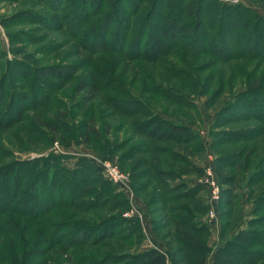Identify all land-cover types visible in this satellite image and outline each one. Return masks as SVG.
Masks as SVG:
<instances>
[{
	"label": "trees",
	"instance_id": "1",
	"mask_svg": "<svg viewBox=\"0 0 264 264\" xmlns=\"http://www.w3.org/2000/svg\"><path fill=\"white\" fill-rule=\"evenodd\" d=\"M52 1L55 2H52V5L56 7L53 10L58 13L62 21L65 14H74V19L68 28L64 24L60 26L67 29V33L75 42L73 46H80V50L87 51L90 56L124 53L123 47L129 37L128 41L133 40L132 45L136 43V47L142 46L138 50L135 48V52L133 48L127 51L131 59L165 65L166 62H170L166 57L170 56L177 63L187 66L185 63H190L189 60L192 58L189 56L210 54L219 61L237 59L257 60L259 63H264V16L242 4H223L218 0ZM254 3L264 10V0H254ZM64 5L68 12L65 9L63 12L60 11L61 6ZM123 25L126 28L128 26L127 32L122 31ZM131 44L128 43V47H131ZM3 56L4 51L0 50V57ZM22 63L17 58L14 61L6 60L4 62L6 69L0 70V131L16 127L27 120L26 112L45 103L48 99L47 91L54 84L47 78L48 73H51L48 70L51 68L40 66L29 76V87L23 86L25 89L31 88L33 94L12 92L29 69L25 65V69H19L18 72L14 70V73L13 69L16 66L19 68ZM8 67L11 70H7ZM73 68L71 64L58 65L51 77L60 80L70 79L71 73H74V70L71 71ZM99 72L104 73L103 70ZM85 74L77 78L74 91L82 92V98L87 102L96 97L102 86H100V78L95 77L93 73ZM113 78L107 81H112ZM189 83L194 89L195 84ZM9 86L12 89L8 90ZM112 86L111 83H105L103 87L113 89L119 95L126 93L131 97L115 82ZM39 90L45 95L41 102L35 95V91ZM153 90L160 91V94L164 93L160 87ZM132 99L130 98L131 102L128 104L130 106L125 102L120 107L108 104L110 107H116L115 109L120 113L133 116V125L142 136L137 144L124 152L126 154L122 155L119 161L123 168L131 167L134 172L133 180L140 178L141 174L146 176L144 182L133 187L137 196L140 197L142 194L140 188L148 187L155 179L160 185L159 194L156 195L161 204L155 206L152 197L144 204L149 212L153 231L163 243L162 248L151 247L139 250L144 235L138 219L123 215L130 208L126 195L113 187L95 162L80 156L75 163L67 166L62 161L63 158H67L63 153H49L45 157L32 159H15L12 158V152L2 145L0 146V244H4V247L0 249V264H18L13 250L21 251L24 248L14 241L23 242L22 229H19V235L17 233L18 226L23 222L24 227L32 226V222L38 221L43 225L34 242L35 247H41L38 251L39 257L44 256L54 247H60L71 264L206 263L211 251L207 245L210 230L206 223L197 220V217H201L207 210V205L199 194L203 186L188 187L184 182L176 185L171 183L175 177L189 170L191 172L202 170L175 146L183 144L186 148L193 144L192 150L196 153L202 152L204 146L197 131L187 122L164 118L161 114H149L148 109L143 110L139 101ZM29 100H32V103H29ZM171 103L189 108L178 101L172 100ZM229 107L234 112L224 114L225 110L221 109L211 128L226 126L244 118H252L264 123L263 80L260 79L257 85H250L236 95L226 109ZM32 125L26 129L21 127L26 141L39 140L37 136L39 133L35 130L37 126L46 128L52 133V139L57 141L55 135L63 123L59 117L50 119L40 114ZM87 126V123L81 122V135L85 141H90L92 137L85 133ZM246 132L237 129L212 132L213 143L231 144L245 141L248 144L258 135L264 134V126H257ZM247 152L245 170L251 167L250 162L258 163L248 181L247 196L252 198L254 186L257 188L264 186V154L260 159L254 160L256 153L254 149L249 147ZM136 155L142 156L137 158L135 164H126V159L136 158ZM231 157L232 155L225 156L224 162L228 161L230 164ZM235 161L237 160L233 163H236ZM224 183L227 186L230 182ZM253 202L252 217L247 221V227L239 229L226 238L227 233L236 226L230 216L237 209V204L233 189L230 186L222 188L218 203V206H221L219 214L227 217V220L220 221V238L223 242L215 250L213 264H264V193L257 195ZM59 207L78 210L81 213L95 207H107L113 212L98 222L75 219L59 221L46 218L50 214H58L59 211L56 210ZM153 209L161 212L165 210L162 218L153 217L152 214L156 212ZM10 216L15 217L16 222ZM163 227L166 228L165 231ZM25 231L30 230L26 228ZM109 239L119 241L114 244V249L108 242ZM123 243L128 245L129 249L121 246ZM45 244L47 247L44 246ZM94 246L103 248L107 252L103 254L99 249H91V253H95V256H90L86 251L82 254L79 252L81 255L76 254V247L90 249ZM35 251L36 249L30 250L24 261L30 259ZM54 251L52 250V253ZM23 253L26 254L27 251ZM28 264H42V262Z\"/></svg>",
	"mask_w": 264,
	"mask_h": 264
},
{
	"label": "rangeland",
	"instance_id": "2",
	"mask_svg": "<svg viewBox=\"0 0 264 264\" xmlns=\"http://www.w3.org/2000/svg\"><path fill=\"white\" fill-rule=\"evenodd\" d=\"M218 1L223 4H242L251 7L254 11L264 16V10L255 5L254 0ZM52 2L55 3L52 0H0V50L4 51V56L0 57V70L6 69V66L4 67L6 60L14 61L16 58L23 63L19 68L16 66L13 69L14 73V70L18 72L19 69H25V65L29 68L25 72L24 78L18 81L20 84L13 88L12 92L33 94L31 88L25 89L24 87H29V76L34 74L37 67L40 66L51 68L48 70L51 73H48L47 78L54 82L47 91V101L26 112L27 120L21 121L22 124H18L16 127L0 131V146L3 145V147L9 149L12 152V158L15 159H32L34 157H45L49 153H63L67 158H63L62 161L67 166L75 163L78 157L85 156L88 160L90 159L98 164L103 174L105 172L103 164L108 163L109 166L116 167L122 174L127 176L125 185H119L112 181L111 184L116 190L126 195L130 205L131 201L128 193L129 196H132L130 191L135 193L134 188L137 184L144 182L146 176L141 174L140 178L133 180L132 175L134 172L131 167L124 165L126 169L123 168L119 159L126 154L124 152L142 139V136L133 125V116L120 113L115 108L123 106L124 102L127 106H130L128 105L131 102L130 98H133L132 100L141 103L144 111L148 109L149 114H161L164 118L187 122L189 126L195 128L200 142L204 146L202 152H193V144L186 148L183 144H177L175 148L186 154L189 159L200 164L201 172H192L198 179L202 178L205 173L203 167L212 166L221 190L227 186L233 189L237 209L230 217L233 218L232 221H235L236 226L227 233L226 238L235 234L239 229L247 227V222L243 218H245V214H248L250 207L253 208L255 197L260 195L261 192L264 193V186L259 188L254 186L253 197L248 198L247 196L249 178L255 172L256 164H258H253L254 161H252L250 162L252 163L251 167L245 170L247 167V151L249 147L253 148L256 152L254 160L260 159L262 154H264V134L258 135L248 144L245 141L231 144H215L213 143L212 132L237 129L247 133L246 131L251 130V128L264 126V123L252 118H244V120H238L218 128H211V126L221 109L225 110L224 114L234 112L231 107L226 108L236 95L243 92L250 85H257L260 79L264 82V63H259L257 60L237 59L219 61L210 54H198L189 56L192 58L189 60L190 63H185L187 66L177 63L168 56L166 59H169L170 62H164L166 67L163 64L152 63V61L128 57L129 53L127 51L131 48L135 52V48L138 50L142 47H139V45L136 47V43L132 45L133 40L131 42L128 41L129 37L123 47L124 53L118 52L119 54L117 55H115L116 53L93 54L90 56L87 51L80 50V46H73L75 42L70 34L67 33V29L60 26L64 24L68 28L70 22L72 23L74 19V14H65V18L62 21L58 17V13L53 10L56 7L52 5ZM60 9L61 12L64 9L67 12L69 11L65 5L61 6ZM123 26L122 31L126 30L127 32L129 30L128 26L127 28L125 25ZM128 43L131 44V47H128ZM66 64L74 66L71 70H74V73H71L70 79L60 80V78L51 77L53 76L51 75L52 72L56 71L55 68L58 65ZM9 69L11 70L8 67L7 70ZM102 70L104 71L103 74L99 72H102ZM89 72L100 78V86L102 88L93 100L85 102L82 98L83 93L75 92L74 88L77 78ZM111 77H114L112 81H107ZM114 82L124 92H128L131 97L126 93L119 95L108 87L104 89L105 83H111L112 86ZM189 82L195 84L194 89ZM156 87H160L164 93L160 94V91L154 92L153 89ZM9 89L12 88L9 86ZM29 89L30 92H28ZM35 95H37L36 98H39V102H41L43 96L45 97L42 90L35 91ZM172 100L181 102V104L189 108L180 107L177 103H171ZM29 103H32V100H29ZM108 104L116 107H110ZM40 114L50 119H56L57 117L61 119L63 126L55 135L57 136V141L52 139L50 131L41 126L35 128L36 132L39 133L37 134L39 140L35 142L26 141L23 136L24 130L21 127L24 129L32 127V124L38 120ZM81 122L88 124L85 133L92 137L90 141H85L83 135H81ZM91 128L93 129L91 130ZM69 155L70 157H68ZM231 155L230 164H228V161L225 163L223 160L225 156ZM140 156L136 155V158L126 159L125 162L128 165L129 163L135 164L137 158H141ZM234 160H237L235 161L236 163H233ZM189 173H191L190 170L185 174ZM224 182L230 183L226 186ZM159 187L160 185L155 179L148 187L140 188L142 194L138 197L142 200L141 202L145 203L148 198L152 197L155 206H159L160 200L156 195V193L159 194ZM199 194L206 201V192L203 188ZM135 199L136 197L134 196ZM138 201L140 200L138 199ZM155 206L153 208H156ZM218 207L217 215L219 220L226 221L227 217H222L219 214L221 206ZM153 210H156L152 214L155 218H162L165 212V210L163 212L158 211V209ZM56 211H59L58 214H50L46 218L59 221L75 219L98 222L101 218L113 212L109 211L107 207H95L82 213L78 210L74 211V209L63 207H59ZM129 211V209L126 210L123 215ZM205 215L206 213L201 216L202 219ZM11 218L16 222L15 217ZM23 224L24 222L19 224L17 229L18 235L20 234L19 229H22L23 242L14 241L24 246L23 250L27 251V253H23V250H13L18 264H28L30 262L71 264L67 255L62 253L60 247H54L44 256L39 257L38 251L41 247H35L34 242L37 238V233L42 229L43 225L39 224V221L36 223L32 222V226L27 227H24ZM24 228L30 231H25ZM163 230L165 231L166 228L163 227ZM163 230L162 232H164ZM118 233L122 234L121 232ZM108 242L112 244L111 247L113 249L114 244L119 243L116 239H109ZM44 246L47 247L46 244ZM121 246L129 249V246L125 243ZM3 247L4 244H0V249H3ZM32 249H36V251L30 259L24 261L28 252ZM91 249H99L103 254L107 252L97 246L90 249L76 247V254L81 255L83 251H86L90 256H95V253H91ZM52 250L55 251L52 253Z\"/></svg>",
	"mask_w": 264,
	"mask_h": 264
},
{
	"label": "crops",
	"instance_id": "3",
	"mask_svg": "<svg viewBox=\"0 0 264 264\" xmlns=\"http://www.w3.org/2000/svg\"><path fill=\"white\" fill-rule=\"evenodd\" d=\"M191 161L199 167L200 165L199 163H196L194 160H191ZM198 180L199 179L197 178V176L191 172L189 174L184 173V174L178 175V177H175L173 180H171V183L173 185H176L177 183L184 182L187 184L188 187H193L195 185H200ZM130 192L132 194V196H129V193H128V197L130 198V201H131L130 208H129L130 211L126 212L127 214H125V216H128V217L133 216L138 219L139 225L144 235L142 243L139 247V250H145L151 247L162 248L163 243L156 236V233L153 231L150 215H149V212L145 204L141 202L142 200L133 191H130ZM134 196L136 197L135 200H134ZM138 199L140 201H138ZM245 215L246 216L243 219H245L247 222L252 217V207H250V209L248 210V214H245ZM197 220L199 222L206 223L210 230V235L207 240V245L210 247L211 251L209 252L207 256L205 264H213L215 250L218 247V245L222 244L220 240L219 217L217 215L215 220L209 221L207 219V216L205 215L203 219L202 217H197Z\"/></svg>",
	"mask_w": 264,
	"mask_h": 264
},
{
	"label": "built area",
	"instance_id": "4",
	"mask_svg": "<svg viewBox=\"0 0 264 264\" xmlns=\"http://www.w3.org/2000/svg\"><path fill=\"white\" fill-rule=\"evenodd\" d=\"M88 155V154H86ZM105 166V172L104 175L106 178H108L110 181L115 182L119 185H125L127 181V176L122 174L116 167L109 166L108 163L103 164ZM204 168V175L202 178H200L199 184L203 186L205 192H206V216L209 221H213L217 217V208L218 203L221 198V188L219 185V182L214 174V169L212 166H206Z\"/></svg>",
	"mask_w": 264,
	"mask_h": 264
}]
</instances>
